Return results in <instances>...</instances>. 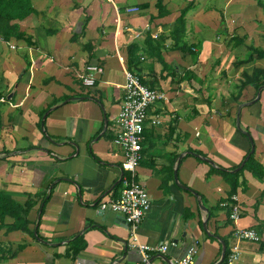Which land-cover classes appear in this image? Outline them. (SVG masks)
I'll return each mask as SVG.
<instances>
[{
  "label": "crops",
  "instance_id": "1",
  "mask_svg": "<svg viewBox=\"0 0 264 264\" xmlns=\"http://www.w3.org/2000/svg\"><path fill=\"white\" fill-rule=\"evenodd\" d=\"M114 1L119 12L107 0H31L33 13L15 21L30 42L0 37V192L36 203L31 233L0 230L1 245L24 246L0 264H141L123 216L100 209L104 199L120 197L127 175L114 141L134 43L141 61L132 72L166 94L148 110L138 166L151 203L137 234L152 249V264H177L192 246L195 264H225L236 228L261 237L238 243L237 264H264V179L240 175L234 223L225 205L229 183L208 176L211 166L239 171L252 147L244 131L264 168V87L240 88L244 73L264 70V58L235 65L252 48L264 51V0ZM192 1L176 46L175 21ZM133 6L140 11L127 14ZM90 64L104 68L93 90L80 79ZM175 172L199 195L178 186ZM164 245L165 253L156 251Z\"/></svg>",
  "mask_w": 264,
  "mask_h": 264
},
{
  "label": "built area",
  "instance_id": "2",
  "mask_svg": "<svg viewBox=\"0 0 264 264\" xmlns=\"http://www.w3.org/2000/svg\"><path fill=\"white\" fill-rule=\"evenodd\" d=\"M118 7L114 0H107ZM140 8L137 6L125 8L127 14L138 13ZM104 73L101 65L90 64L86 67L85 73L80 75L83 87L92 89L100 75ZM125 98L122 109L116 120L118 127L115 144L119 145L124 152L122 172L127 174L122 178L123 190L117 199H104L101 204V211H110L122 215L130 230L129 247L137 249L141 256V264H152V249L139 240L137 230L145 214L150 208V195L145 185L138 180V166L142 159L143 133L146 129L149 108L160 100H166V94L162 91L152 89L142 83L141 77L125 69ZM1 101H5L3 97ZM153 125H159L160 121L155 119ZM231 207V220L236 223L240 219L241 206L237 194H232L228 202ZM237 243L232 247L227 256L225 264H237L240 259L241 251L239 244L242 241L260 242L261 237L251 228H236L233 233ZM155 250V248H154ZM168 245L156 248V251L165 253ZM197 248L190 247L186 255L177 264H195Z\"/></svg>",
  "mask_w": 264,
  "mask_h": 264
},
{
  "label": "trees",
  "instance_id": "3",
  "mask_svg": "<svg viewBox=\"0 0 264 264\" xmlns=\"http://www.w3.org/2000/svg\"><path fill=\"white\" fill-rule=\"evenodd\" d=\"M159 3V1H158ZM194 2L188 3V5L181 11L180 16L175 21V28L172 32V40L174 41L175 45L178 46L184 39L185 32H186V15L190 11L191 8L194 6ZM34 9L31 4V0H0V37L5 40L9 41L12 38H16L18 40H26L27 42H30V38L26 37V34L21 30L20 25L15 22L17 20L21 21L30 16L33 13ZM15 22V23H14ZM182 49L184 47H181ZM86 49H88L89 58L94 57V51L92 50L91 44L86 46ZM140 48L137 44H131L128 47V57H127V64L128 69L133 71L134 68L137 67L138 62H140ZM257 56L258 58H264V51L252 48L250 49V54L246 60L236 62L235 65H239L240 63H247L250 60L253 59L254 56ZM162 60L164 68H168L167 64ZM243 80L241 82L240 88H243L244 86L248 84H255V87L257 90L261 87H264V70L262 69H254L252 75H248L247 73H244ZM142 80V79H141ZM142 83L146 85V83L142 80ZM147 86V85H146ZM143 137H145V131L143 133ZM144 143V140L142 141V145ZM254 151H252V147L250 151L247 153L246 157H249L246 161L245 165L239 170L235 171L237 168H234V171L231 172L230 170H223V169H217L214 166L210 167V171L208 173V176H211L213 174H219L224 177V179L229 183L231 187V195L235 194L238 187L240 186V183H243L239 181L240 175L245 171L248 170L252 173L253 176L264 179V168L261 164H259L255 159V146ZM143 153V151H142ZM244 158V160H245ZM244 161H242L243 163ZM241 166V165H240ZM187 191L194 194L195 196L199 195L194 190L185 187ZM48 199L46 197H43L40 204V215L39 219L37 220V223H40V219L43 215L45 205L47 203ZM36 203L32 200H27L25 204H19L16 202L13 197L10 195L4 194L0 192V230L6 229V232H13V231H22L26 233H31L29 229L30 221L28 220V214L33 208V206ZM6 217H12L14 219L12 224H5L4 220ZM38 229V228H37ZM84 247V246H83ZM24 246H19L18 250L16 252L12 251L11 246L7 245H1L0 244V263L4 261L6 258L14 257L16 256L17 252L19 250H22ZM79 253V250L75 252L77 255ZM229 254L228 248L225 250V256L223 259V263L226 262L227 256Z\"/></svg>",
  "mask_w": 264,
  "mask_h": 264
},
{
  "label": "water",
  "instance_id": "4",
  "mask_svg": "<svg viewBox=\"0 0 264 264\" xmlns=\"http://www.w3.org/2000/svg\"><path fill=\"white\" fill-rule=\"evenodd\" d=\"M237 124H238V127L240 128V122H239V120H238ZM240 130H241V128H240ZM243 133H244V134L248 137V139L250 140L251 145H252V151H254V147H253L254 142H253V140H252L251 135H250L248 132H245V131H244ZM248 158H249V157H246V158H245V160H244V162L242 163L240 169L245 165V163H246V161L248 160ZM206 161H208V160H206ZM209 163H210V162H209ZM240 169H239V170H240ZM237 171H238V170H237ZM177 179H178V178H177V175H176V172H175V180H176L178 186H180L181 188L186 189L185 186H182V185H180V184L178 183V180H177ZM199 204H201V203H199ZM102 212H105V211H102ZM225 250H226V249H225V247H224L223 258H224V256H225Z\"/></svg>",
  "mask_w": 264,
  "mask_h": 264
},
{
  "label": "rangeland",
  "instance_id": "5",
  "mask_svg": "<svg viewBox=\"0 0 264 264\" xmlns=\"http://www.w3.org/2000/svg\"><path fill=\"white\" fill-rule=\"evenodd\" d=\"M92 90H93V88H92Z\"/></svg>",
  "mask_w": 264,
  "mask_h": 264
}]
</instances>
